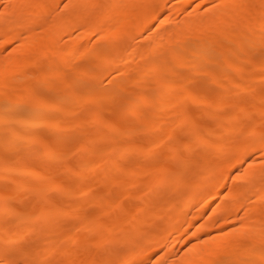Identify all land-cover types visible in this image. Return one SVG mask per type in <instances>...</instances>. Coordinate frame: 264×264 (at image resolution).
<instances>
[{"label":"bare ground","instance_id":"6f19581e","mask_svg":"<svg viewBox=\"0 0 264 264\" xmlns=\"http://www.w3.org/2000/svg\"><path fill=\"white\" fill-rule=\"evenodd\" d=\"M4 1L0 264H264V0Z\"/></svg>","mask_w":264,"mask_h":264},{"label":"rangeland","instance_id":"374dc122","mask_svg":"<svg viewBox=\"0 0 264 264\" xmlns=\"http://www.w3.org/2000/svg\"><path fill=\"white\" fill-rule=\"evenodd\" d=\"M5 3V1L4 0H2L1 2H0V10L4 7V4ZM63 5V4H62ZM62 5L58 8L59 10H61L62 9ZM64 40L66 39V37H64L63 38ZM259 55V56H258ZM257 55V57H256V59H255V61L256 62H259V61H261V60H263V58H264V49H262L261 51H260V53ZM84 64H87V62H84ZM264 78V69H262L261 71H259V81H260V83H259V85L256 87V88H254L251 92H250V94H248V95H245V101H246V103H247V105L248 106H251V107H255V108H264V82L262 81V79ZM203 81V76H201L200 78H199V83H201ZM246 81H244L243 82V85H246ZM131 88L132 89H134L135 88V86L134 85H132L131 86ZM210 92H211V90H207V88L206 89H204V90H202L201 91V94H202V96L203 97H206V96H208V94H210ZM200 94V95H201ZM225 95H227V94H225ZM229 95V94H228ZM227 95V96H228ZM260 95H263V99H260V100H258V98H259V96ZM230 96V95H229ZM193 109H194V111H200V109H201V107L199 106H194L193 107ZM233 108L230 106L229 108H227L226 110H224L223 111V113L224 112H226V111H230V110H232ZM122 113H124V111L122 112V108H114L113 106H111V105H108L107 106V110L105 111V113H104V116H105V118H107V120H112V119H114V118H118L119 116H121V114ZM124 122V123H123ZM122 123H119L118 125H120L119 127L120 128H124V126H127V124H128V122L127 123H125L126 121H123ZM202 123H204V124H208V123H210V120H208V119H203L202 120ZM248 124L249 125H251L252 124V122L251 121H248ZM92 132V129H90V128H88L87 130H85L80 136H79V138L81 139V140H83L85 137H86V135H89L90 133ZM126 138V137H125ZM126 140H130V141H134V142H136V141H139V137L137 136H135V137H129L128 139L126 138ZM48 161V159H44V158H35V159H33V160H30L29 161V164H30V166L34 169V168H38V167H42V165L45 163V162H47ZM68 162L67 161H65L64 159H59L58 160V165H59V169H58V171H57V173H56V178H61L63 181H65V182H67L69 179H67V175H68V171H66L65 169H63L64 168V166L67 164ZM128 164H127V162H123V163H121V166L122 167H126ZM98 175V172H95V171H91L90 173H89V175H88V177L89 178H93V177H95V176H97ZM80 180V178L79 177H77V178H75L74 179V181H79ZM73 181V180H72ZM9 186H12V184H8ZM31 185L33 186V187H39L40 186V182L39 181H32L31 182ZM123 195V192L122 193H120V196H122ZM47 196L51 199V200H53L54 202H55V204L58 206V207H60V208H65L66 206H73L74 204H76L77 203V197H66V196H63L62 194H61V192H60V190H52V191H50L48 194H47ZM35 199V196L34 195H31L30 196V200H34ZM126 200V202H128V203H130L131 204V206H132V208H133V210L134 211H136L137 209H139V208H141L143 205H144V203L142 202V201H134V199H133V197L132 198H126L125 199ZM78 212V211H77ZM80 212V211H79ZM74 213V212H73ZM83 212L81 211V214H82ZM75 215H77L76 213H75ZM2 235H3V233L0 231V237H2ZM38 234H36L34 237H33V239L32 240H26V241H24V242H22V245L24 246V245H27L28 243H30L31 241H33V240H35V239H38ZM2 249V246H1V243H0V250Z\"/></svg>","mask_w":264,"mask_h":264}]
</instances>
